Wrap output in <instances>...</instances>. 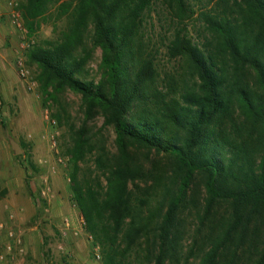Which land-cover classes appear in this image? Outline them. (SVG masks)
I'll return each instance as SVG.
<instances>
[{"label": "trees", "instance_id": "1", "mask_svg": "<svg viewBox=\"0 0 264 264\" xmlns=\"http://www.w3.org/2000/svg\"><path fill=\"white\" fill-rule=\"evenodd\" d=\"M190 1L163 0L173 15L160 45L171 66L161 73L144 33L151 0L18 3L27 33L51 19L61 25L23 56L37 69L42 104L54 107L50 118L67 132L70 201L99 264H264V0H195L210 6L198 14L206 32L198 42L182 25L194 15ZM95 50L93 78L86 67ZM64 93L78 97L77 126L60 105ZM95 117L101 130L89 125ZM128 143L171 158L175 189L138 186ZM196 174L199 227L219 204L227 210L199 235L198 249L194 238L185 250L178 210Z\"/></svg>", "mask_w": 264, "mask_h": 264}, {"label": "rangeland", "instance_id": "2", "mask_svg": "<svg viewBox=\"0 0 264 264\" xmlns=\"http://www.w3.org/2000/svg\"><path fill=\"white\" fill-rule=\"evenodd\" d=\"M21 0H4L5 22L10 26V13L18 8ZM13 4L15 7L13 8ZM151 10L145 15L144 33L149 39V47L157 52L154 56L158 71L164 72L171 63L163 56L160 46L170 34V9L163 0H151ZM194 15L183 20L187 35L193 40H201L206 35L205 29L198 20L199 12L210 8L209 5L190 1ZM20 14L21 30L14 28L15 41L11 45L17 47L23 42L29 45L56 37L60 22H40L31 34L23 27ZM55 27V28H53ZM11 44V42H10ZM10 44L5 43V47ZM30 49V48H28ZM27 48L19 50L26 53ZM18 52V51H17ZM24 57V56H22ZM17 56H0V256L3 262L11 264H99L98 249L91 244L82 229V220L77 209L70 201L67 178V164L61 148L66 143L67 132L57 129L50 113L54 107L49 101L43 103V96L35 83L37 69L29 65L23 58V65L34 83L32 89L17 75ZM99 51L95 50L87 65L91 77H96V65ZM60 105L65 109L71 122L78 125L80 109L78 97L72 93L60 96ZM102 118L95 117L89 124L93 131L101 130ZM101 135L111 156H116L113 135L108 128H103ZM11 139L20 150L14 154L10 149ZM127 158L142 170L138 186L151 185L155 181L159 186H167L174 190L177 177L174 174L172 159L135 144H127ZM89 159L86 160L88 162ZM160 190V188H157ZM204 192L201 177L196 174L186 187L185 199L178 210L179 230L183 232L182 244L186 250L196 239L198 249L199 235L208 232L211 224L226 214V206H216L208 224L199 227L203 206ZM59 200L56 209L54 200ZM67 222V230L61 234L63 221ZM199 229V232L197 231ZM10 231L20 242L12 246L6 232ZM197 234V235H196ZM9 244L12 254L6 250ZM231 249V248H230ZM12 258V259H11ZM5 260V261H4Z\"/></svg>", "mask_w": 264, "mask_h": 264}, {"label": "crops", "instance_id": "3", "mask_svg": "<svg viewBox=\"0 0 264 264\" xmlns=\"http://www.w3.org/2000/svg\"><path fill=\"white\" fill-rule=\"evenodd\" d=\"M4 0H0V56H16L17 54H19V50H17L16 48H13V46H11L14 41H15V37H14V31L12 29H14L11 25L9 26L6 22H5V8H4ZM10 44L9 47H5V43ZM18 51V52H17ZM0 166H1V154H0ZM0 172H1V167H0ZM54 205L56 206V209L60 207V204L62 205V203L59 202V200H54ZM66 221V220H64ZM63 226V225H62ZM20 236L17 237L16 239L20 242ZM9 244H7L6 246H8ZM15 241L13 242L12 246L15 248ZM8 248V247H7ZM9 251L12 254V252L14 250H11V247L9 245ZM12 259V258H11ZM5 261V260H4ZM0 264H6L3 261H0ZM11 264H16L15 260L11 263Z\"/></svg>", "mask_w": 264, "mask_h": 264}, {"label": "built area", "instance_id": "4", "mask_svg": "<svg viewBox=\"0 0 264 264\" xmlns=\"http://www.w3.org/2000/svg\"><path fill=\"white\" fill-rule=\"evenodd\" d=\"M15 7V5L13 4V8ZM10 22H11V25L16 28V29H20L22 28L21 26V23H20V14L17 10V8H15V11H12V13H10ZM28 43L27 42H22L20 45H19V50H24L26 48H28ZM17 58H16V68H17V75L18 77L23 80L25 82V84L27 85V89H32V87H34V83L32 82V80H30V77H29V74H28V71L26 70V68L24 67L23 65V54L21 52H19V54L16 55ZM67 230V222L66 221H63V228H62V232L61 234L64 235L65 232ZM6 237L8 239H10L11 243H13L15 241L16 244L19 243V241L13 236V234L10 232V231H7L6 232ZM88 238V237H87ZM89 239V238H88ZM9 245L6 246V250L8 251L9 249ZM0 261L2 262L3 261V256L1 255L0 256Z\"/></svg>", "mask_w": 264, "mask_h": 264}, {"label": "water", "instance_id": "5", "mask_svg": "<svg viewBox=\"0 0 264 264\" xmlns=\"http://www.w3.org/2000/svg\"><path fill=\"white\" fill-rule=\"evenodd\" d=\"M8 142H9L10 149L12 150L14 154L20 153L18 146L14 144L11 139H8Z\"/></svg>", "mask_w": 264, "mask_h": 264}]
</instances>
